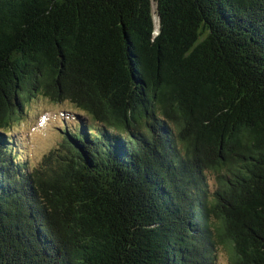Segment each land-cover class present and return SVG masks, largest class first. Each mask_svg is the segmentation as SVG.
<instances>
[{
	"label": "trees",
	"instance_id": "1",
	"mask_svg": "<svg viewBox=\"0 0 264 264\" xmlns=\"http://www.w3.org/2000/svg\"><path fill=\"white\" fill-rule=\"evenodd\" d=\"M37 96L74 121L30 165ZM225 240L264 264V0H0V264H217Z\"/></svg>",
	"mask_w": 264,
	"mask_h": 264
},
{
	"label": "rangeland",
	"instance_id": "2",
	"mask_svg": "<svg viewBox=\"0 0 264 264\" xmlns=\"http://www.w3.org/2000/svg\"><path fill=\"white\" fill-rule=\"evenodd\" d=\"M156 19V17H155ZM158 20V19H157ZM68 102H55L44 96L33 97L26 106L22 119L15 122L12 128L19 138L24 137L23 154L30 165H37L42 157L51 149L57 147L65 135L64 121L72 123L71 110ZM212 184H215V172L208 173ZM237 256L230 241L219 243L217 264H236Z\"/></svg>",
	"mask_w": 264,
	"mask_h": 264
},
{
	"label": "water",
	"instance_id": "3",
	"mask_svg": "<svg viewBox=\"0 0 264 264\" xmlns=\"http://www.w3.org/2000/svg\"><path fill=\"white\" fill-rule=\"evenodd\" d=\"M157 30H159V28H157ZM61 142H64V143H66V144H69V141H68V137H67V135H64V136L62 137Z\"/></svg>",
	"mask_w": 264,
	"mask_h": 264
},
{
	"label": "bare ground",
	"instance_id": "4",
	"mask_svg": "<svg viewBox=\"0 0 264 264\" xmlns=\"http://www.w3.org/2000/svg\"><path fill=\"white\" fill-rule=\"evenodd\" d=\"M157 25H158V21H157Z\"/></svg>",
	"mask_w": 264,
	"mask_h": 264
}]
</instances>
